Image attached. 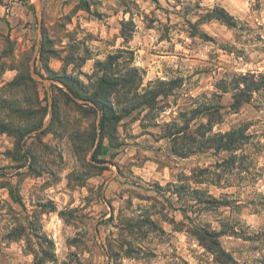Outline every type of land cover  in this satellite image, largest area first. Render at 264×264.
Returning a JSON list of instances; mask_svg holds the SVG:
<instances>
[{"label":"rangeland","instance_id":"1","mask_svg":"<svg viewBox=\"0 0 264 264\" xmlns=\"http://www.w3.org/2000/svg\"><path fill=\"white\" fill-rule=\"evenodd\" d=\"M246 73L264 0H0V264H264Z\"/></svg>","mask_w":264,"mask_h":264},{"label":"trees","instance_id":"2","mask_svg":"<svg viewBox=\"0 0 264 264\" xmlns=\"http://www.w3.org/2000/svg\"><path fill=\"white\" fill-rule=\"evenodd\" d=\"M87 9V7H86ZM108 85H112V82L105 80ZM264 87V73H246L244 75H239L238 80L235 83V92L232 94V102L230 104L231 109H238L241 107L243 103L251 100L254 92L259 91ZM89 102H93L91 98H88ZM97 110H99L102 114L101 119L104 121L105 119H114L119 120V116L115 114L110 105L105 102H101L100 100H95L94 102ZM95 107V110H96ZM105 113L107 117H105ZM105 117V118H104ZM6 126L0 123V130L5 131ZM23 134V133H21ZM218 138L216 139L215 148L217 150H237L241 144L247 142L249 139V135L246 133L244 129H231L224 133H219ZM96 152L101 155H106L108 153V148L99 145L97 147Z\"/></svg>","mask_w":264,"mask_h":264}]
</instances>
